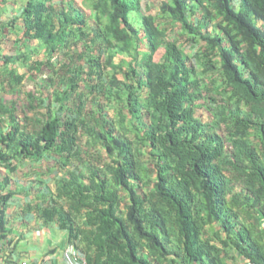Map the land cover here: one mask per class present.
I'll return each instance as SVG.
<instances>
[{
	"label": "trees",
	"instance_id": "1",
	"mask_svg": "<svg viewBox=\"0 0 264 264\" xmlns=\"http://www.w3.org/2000/svg\"><path fill=\"white\" fill-rule=\"evenodd\" d=\"M81 1L0 20V264L38 224L88 264H264V0Z\"/></svg>",
	"mask_w": 264,
	"mask_h": 264
},
{
	"label": "rangeland",
	"instance_id": "2",
	"mask_svg": "<svg viewBox=\"0 0 264 264\" xmlns=\"http://www.w3.org/2000/svg\"><path fill=\"white\" fill-rule=\"evenodd\" d=\"M15 1L21 2L22 0H15ZM12 2H13V0H0V20H5L7 17H10L12 15L13 11L16 12L19 10V5L18 6H16L17 4L13 5ZM78 2L80 3V5H83L84 8L86 9L87 13L91 15V12L88 8L89 4H84L81 0H78ZM142 8L146 12H151L152 14H157V15H158V12L160 10L159 5H158V0H142ZM131 16H132V20L134 21V23L138 25L141 21V16L136 12H132ZM161 19L166 20V18H164V17ZM210 25H212V24L210 23ZM210 28H211V26H210ZM179 30H180L179 24H175V25L169 27V29H168L169 35L172 36L173 38H176V37L178 38L177 33L179 32ZM179 44L185 52H187L189 55H192V56H194L199 50L203 49V46H201L200 43L197 44L196 42H192L191 40L186 41L184 37H182V38L179 37ZM12 46H13L12 42L3 44V47L6 49L5 51H7L8 49H11ZM197 61H198V59H197ZM202 65H204V63H201V66ZM18 69H20L19 71H21V72L26 71V67H19ZM205 76H206L205 80L208 81V80H211V77L213 75L210 74V76L209 75H205ZM28 77H29V82H28L27 86L23 87L24 92H28L30 89L35 87V79H33V77H31L30 74ZM2 94L7 99L9 98V93L2 92ZM198 111L201 115H204L205 118L209 116L208 111H206L204 109H198ZM224 127L225 126H222V129L225 132ZM39 167H40V165H38L36 162H32L30 160H25L23 163H21L19 165L17 172L12 174V175L15 177V179H21L22 181L25 182V180L28 178L33 179V178L38 177L37 173H39V174H40V172L42 173V170L41 169L39 170ZM50 178H51L50 181L53 184V182H54L53 175H51ZM34 227H35L34 230H36L38 232V235H40V237H41L43 235V233L40 234V231L44 227L41 224L35 225ZM49 232H51V231L48 229L47 234L44 235L45 238L47 239L48 243H49L51 237H53V239L55 241H58L59 238L63 237L62 230L54 229V230H52V232L50 234H49ZM63 241H65V238ZM62 246H63V244H62Z\"/></svg>",
	"mask_w": 264,
	"mask_h": 264
},
{
	"label": "crops",
	"instance_id": "3",
	"mask_svg": "<svg viewBox=\"0 0 264 264\" xmlns=\"http://www.w3.org/2000/svg\"><path fill=\"white\" fill-rule=\"evenodd\" d=\"M42 228L40 237L38 232L34 229H27L25 227L15 230V236L20 237L23 232L24 236H21L19 242V248L17 249L16 259L29 258L34 264H65L68 261V255L70 253L71 247L67 239V232L62 230L63 237L55 241L53 237L50 238L48 243L44 235L47 234L48 229L52 232L54 229L60 230L58 227L54 226L52 228L45 227ZM49 232V234L51 233ZM51 236V235H50ZM65 238V241H63ZM63 244V246H62ZM78 251L77 249H75ZM79 252V251H78ZM246 260H241L238 264H246Z\"/></svg>",
	"mask_w": 264,
	"mask_h": 264
},
{
	"label": "built area",
	"instance_id": "4",
	"mask_svg": "<svg viewBox=\"0 0 264 264\" xmlns=\"http://www.w3.org/2000/svg\"><path fill=\"white\" fill-rule=\"evenodd\" d=\"M67 257L68 261L65 264H88L86 258L73 247H71L70 253ZM8 264H34V262L29 258H21L15 259ZM246 264H256V262L248 259L246 260Z\"/></svg>",
	"mask_w": 264,
	"mask_h": 264
}]
</instances>
